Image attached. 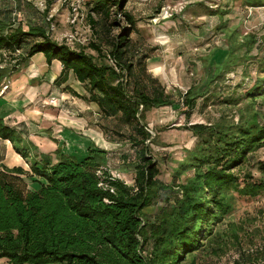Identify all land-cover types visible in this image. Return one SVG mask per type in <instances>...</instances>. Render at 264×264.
<instances>
[{
    "label": "trees",
    "instance_id": "16d2710c",
    "mask_svg": "<svg viewBox=\"0 0 264 264\" xmlns=\"http://www.w3.org/2000/svg\"><path fill=\"white\" fill-rule=\"evenodd\" d=\"M126 1L92 0L91 10L107 19L114 8L133 25L132 16L124 11ZM241 2L252 8L264 6V0ZM7 12L0 9V60L5 61L6 54L15 62L10 66L6 60L7 65L0 67V82L7 71L15 72L16 65L42 53L47 64L57 60L62 66L54 84L72 77L87 95L68 85L64 89L94 103L103 118L118 117L133 130L128 135L132 145L141 146L132 165L133 185L111 178L108 151L94 145H87L86 154L79 159L57 149L53 163L44 154L31 163L30 175L19 166L0 170V259L9 264H194L195 256L217 235L216 227L232 210L234 193L245 198L264 194V178L254 179L250 172L240 176L235 171L264 146V121L254 106V99L264 95V57L257 64L261 76L243 95L222 97L221 103L234 106L244 96L249 98L250 102L237 108V121L220 117L209 124L189 126L198 141L166 185L157 178V165L148 153L153 138L145 114L173 105L174 100L146 73L141 56L135 61L129 59L126 31L107 42L105 55H101L99 44L89 43L99 56L112 59L114 64L97 63L83 48L52 39L40 22L14 27ZM225 13L227 10L218 9L212 14L223 19ZM90 20L95 23L92 17ZM252 44L253 39H246L248 49ZM235 47L212 72L210 80L218 81L217 86L224 82L223 73L234 65L228 58ZM16 50L21 53L14 55ZM202 96L193 89L184 93L181 103L186 115ZM0 138L9 140L16 152L28 157L24 139L2 117ZM257 168L264 174V159L257 162ZM29 180L36 188L29 186ZM159 190H168L171 196H166L155 220L148 222L142 218V210Z\"/></svg>",
    "mask_w": 264,
    "mask_h": 264
},
{
    "label": "rangeland",
    "instance_id": "374dc122",
    "mask_svg": "<svg viewBox=\"0 0 264 264\" xmlns=\"http://www.w3.org/2000/svg\"><path fill=\"white\" fill-rule=\"evenodd\" d=\"M92 5V0H0V9H7L14 27L40 22L52 39L73 48H83L95 57L97 63H109V59L99 56L88 46L89 43L99 44L101 55H105L109 49L107 42L126 31L128 57H132L129 59L135 61L141 56L146 73L156 79L174 100L173 105L154 108L145 114L147 129L153 138L148 153L157 165V178L169 185L179 162L189 155L198 141L189 126L209 124L220 117L237 121V108L250 102L246 96L237 106L221 103V100L228 94L243 95L256 77L261 76L257 64L264 57V51L261 52L264 47V6L248 7L241 0H127L124 11L134 20L131 25L114 8L111 17L103 19L91 10ZM218 9L227 10L223 19L212 14ZM246 39H253L250 49L245 46ZM233 45L236 47L229 55L233 56L228 59L234 65L223 73L224 82L217 86L218 81L210 80L212 72L215 66H220ZM4 57L5 61L0 60L1 66L7 63L6 60L10 61V66L15 62L6 54ZM10 72L7 71V77L3 78L4 84H9L6 81L10 80L9 76H15ZM30 82L35 85L41 81L37 78V83L35 80ZM67 82L73 91L87 95L83 85L72 77ZM59 88L61 95L57 96V101L53 99L55 95L46 94L51 103L46 106L54 105L62 110L63 123L69 127L72 123L69 119H74L93 131L85 130L92 136L86 140V136L81 135L82 128L68 129L70 132H65V140H54L57 144L55 150L61 149L62 153L79 159L86 154L87 145L104 148L108 151L110 173L133 185L134 182L130 181L134 177L132 165L139 158L141 146L129 141L128 135L133 130L120 123L118 117L103 118L94 103L84 101L62 86ZM189 89L203 93V96L198 98L194 110L186 115L187 109L181 100ZM254 101L263 122L264 95L257 96ZM11 106V100L0 98V117L4 109ZM262 159L264 146L249 155L248 161L235 171L240 176L250 172L254 179L264 178L257 168V162ZM166 196H171L168 190H159L151 203L143 208L142 218L153 222L159 208L166 204ZM232 202V210L216 227L217 235L203 251L198 252L194 264H234L235 260L239 261L238 264H264V194L245 198L234 193Z\"/></svg>",
    "mask_w": 264,
    "mask_h": 264
},
{
    "label": "crops",
    "instance_id": "0c3cea01",
    "mask_svg": "<svg viewBox=\"0 0 264 264\" xmlns=\"http://www.w3.org/2000/svg\"><path fill=\"white\" fill-rule=\"evenodd\" d=\"M20 65H16L17 70L12 72V74L15 73L13 78L11 76H9L10 80L6 78V81L9 82L8 88L0 91V98L12 101V106L4 109L2 118L5 124L20 133L29 152L28 157L24 158L16 152L9 140L0 138V170L5 167L19 166L30 175L31 163L39 161L42 155L46 154L51 158L53 156L52 162L56 161L53 151L56 149L57 144L54 140H65V132H70L68 129L73 127L82 128L81 135L86 136V140H89L92 136L85 130H93L88 125H81L74 119H69L70 122L72 121L69 127L63 123L65 118L62 110L54 105L46 106L51 104L48 98L45 97L47 93L55 95L53 99L57 101V96L61 95L59 87L62 86V89H64L69 84L68 80L61 84H54L62 69L59 61L52 60L50 64H47L44 55L37 53ZM2 66L0 65V67ZM37 78H40L41 82L35 85L31 84V80H35L37 83ZM4 83V80H2L0 86ZM0 89L2 90V88ZM65 125L68 128H64ZM79 138L83 137L79 136ZM32 179H37V177L33 176ZM130 181H133V176ZM28 184L31 188H36L31 180ZM0 264L9 263L6 259L1 258Z\"/></svg>",
    "mask_w": 264,
    "mask_h": 264
},
{
    "label": "built area",
    "instance_id": "2783aa9c",
    "mask_svg": "<svg viewBox=\"0 0 264 264\" xmlns=\"http://www.w3.org/2000/svg\"><path fill=\"white\" fill-rule=\"evenodd\" d=\"M163 10H164L165 13H167V9H164V8H163ZM74 20H75V18H72V21H74ZM20 53H21L20 50H16L15 53H14V55H19ZM109 63L114 64V63H113V60L110 59V58H109ZM7 88H8V85H7V84H4V85L2 86V91H4V90L7 89ZM110 175H111V178H112V179H113V178H117V177H115V175L112 174V173H110Z\"/></svg>",
    "mask_w": 264,
    "mask_h": 264
}]
</instances>
